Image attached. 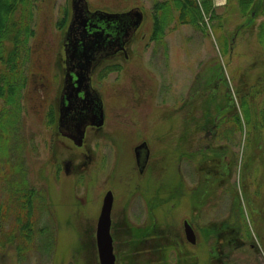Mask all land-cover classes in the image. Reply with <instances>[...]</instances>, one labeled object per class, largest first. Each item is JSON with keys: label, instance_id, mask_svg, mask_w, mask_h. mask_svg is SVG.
I'll return each mask as SVG.
<instances>
[{"label": "rangeland", "instance_id": "374dc122", "mask_svg": "<svg viewBox=\"0 0 264 264\" xmlns=\"http://www.w3.org/2000/svg\"><path fill=\"white\" fill-rule=\"evenodd\" d=\"M88 1L92 7L109 10L139 7L142 27L133 36L130 60L114 59L110 63L119 69L96 75L106 127L100 136L90 133L85 146L76 149L57 127L71 0H33L34 33L21 49L24 54L29 50L18 118L22 148L14 147L16 155L8 156L22 160L19 172L29 188L46 193L42 218L46 226L52 223L56 242L51 251L34 248L20 258L16 247L5 243L14 233L15 214L5 215L0 217V264H100L96 231L108 190L116 201L120 264L129 242L120 231L124 218L134 230L143 222L148 225V204L143 201L157 200V194V225L163 233L161 246L167 247L166 264H178L183 249L192 264H264V39L260 36L264 8L243 10L239 0H222L225 5L212 14L202 11L196 27L182 24L171 3L163 34L153 40L155 13L159 14L155 5L172 0ZM1 52L0 71L6 56ZM175 98L179 131V121L188 113L185 104L193 110L191 155L186 145L174 149ZM2 106L0 101V110ZM143 140L151 158L140 174L134 147ZM221 147L231 164L222 168L225 185L217 188L211 178H219ZM68 160L72 165L66 174ZM206 176L211 178L204 185ZM5 201L1 198L0 205ZM230 218L243 235L222 244L212 228L222 222L232 225ZM185 221L199 231L195 245L185 238ZM207 226L215 230L210 239L203 232ZM134 257L135 264L156 263L153 255Z\"/></svg>", "mask_w": 264, "mask_h": 264}, {"label": "trees", "instance_id": "16d2710c", "mask_svg": "<svg viewBox=\"0 0 264 264\" xmlns=\"http://www.w3.org/2000/svg\"><path fill=\"white\" fill-rule=\"evenodd\" d=\"M171 3L179 12L178 20L182 24H191L196 27L200 26L202 11L207 14L215 11L211 0H200V2L198 0H172L157 3L155 12L159 14L155 13L153 40H159L163 34V25L168 19ZM239 3L243 10L264 8L263 0H239ZM32 5L33 0H0V49L3 55H6L1 69L3 73H0V101L3 102L0 110V190L2 193L0 199H6V201L0 205V217L15 214L16 225L12 226L14 233L10 238L6 237L5 243L16 247L18 256L22 259L26 257L25 251L34 248L51 251L56 242L52 223L48 221L46 226L42 218V212L47 208L46 193L38 192L33 187L29 188L20 173L23 168L22 160L18 157L19 159L12 161L11 156H8L9 154L16 155L12 150L14 147L17 151L20 147L22 148L18 118L21 113L20 98L25 80L23 63L28 60L29 50H26L24 54L21 49L22 44L27 43L28 37L34 33L31 26L33 22ZM260 12L264 13V11ZM260 36L264 39V22L260 25ZM13 139H16L14 146ZM25 147H28L27 143ZM1 225L2 222H0V227Z\"/></svg>", "mask_w": 264, "mask_h": 264}, {"label": "flooded vegetation", "instance_id": "af4514ba", "mask_svg": "<svg viewBox=\"0 0 264 264\" xmlns=\"http://www.w3.org/2000/svg\"><path fill=\"white\" fill-rule=\"evenodd\" d=\"M86 1H87V9H88V11H91V12L103 11V12H107L110 14H124L128 11H139L140 10L139 7H134V8L127 9V10H109L107 8H102V7H92L90 5L89 1L88 0H86ZM135 18H136L135 15H131L128 18L123 16V15L114 16V17L101 16V15L92 16L89 19L86 26H84V27H82L81 25L77 26L72 40L75 41V39H79V41L73 42L72 46L67 47L68 48L67 50L69 51L70 57H72L73 54L75 57V62H73V64L70 66L71 69H74V71L72 72L73 80L71 81L70 89L67 90V92L64 94L63 98L61 99V96L63 93V88H64V83H63V88H62V91L60 94L59 107L61 105V102L64 105H69L71 101H75L76 99L78 100V103H80V106L82 108L89 107L88 109L85 110V112H90L92 110V108L94 107V106L91 107L89 104V102L91 101V98H88L86 96L87 92L83 88L78 89L79 86L76 83V81L78 79V77L76 76V72L78 70H80L79 68H81L80 63L85 62L83 59L79 58L77 55H79L80 53L83 52L84 41L89 40V41L93 42V40H94V42H95V58L96 59L94 62V69H93L92 74H91V85H92V88L94 90L93 96L94 97L97 96L103 101V110H104L103 125H101V126L88 125L86 127V130H85V135L83 138L82 145L78 146L71 138H68V137L60 134V136L63 139L67 140L69 143H72L76 149H82L85 146L86 140H87L88 136L90 135V133H94V135H96V136H100L104 133V129L106 127L105 102H104V99H103L101 93L99 92L98 88L95 85L96 84L95 77L98 74H100L99 76L102 77V76H105L108 71H112L114 69H119V67L117 68V67H115V65H113V63L112 64L110 63L114 59L123 58L125 61L130 60V46H131V43L133 40V36L139 31V29L142 27V24L136 29V31L132 35L131 39H129L125 44L121 45V41L124 39L123 37L126 34L127 26L132 25ZM96 35H98L100 37H98ZM67 38H68V34L66 35V38H65L64 51L66 49L65 46L68 42ZM66 61L67 60H66V52H65V75H66V71H67ZM64 79H65V76H64ZM171 106L173 107L174 112H175V113L173 112L172 117L173 116L176 117L177 113L175 110H176V108H178L176 98L173 99V105H171ZM185 107H187V112H188L186 114V118L179 121L182 132L179 131V128L177 126V123H178L177 117L175 120V124L173 126L171 125V128L175 127V131L173 134V136L175 138V141L173 140L174 149H181L182 146L186 145V150L191 155V153L188 151V149H189V147H191V144L193 142V136L191 134V128H192V124H193L191 113L193 112V110H192V107H189V109H188V103L185 104ZM58 111H59V109H58ZM207 126H208V121H206L205 130L208 128ZM209 133H211V132H209ZM184 143H186V144H184ZM143 144H146V146H144L142 149H140L138 151L137 148ZM175 144L177 146H175ZM220 150L218 152V159H220L219 160V172H220L219 178L218 177L211 178L210 176H206L204 185H207V181L210 178L217 181V188L225 185L224 182L222 181V175H223V169L222 168H224V166L230 167L231 159H230V155H227L226 152L222 149V147ZM134 155H135V159H136V164L138 166V171L140 174H143L144 171L146 170L148 163H149V160L151 158V150H150L146 141L143 140L138 145H136L134 147ZM227 158L230 159L229 162L225 161ZM225 163H226V165H225ZM64 165H65L64 166L65 167V173L69 174L72 163L70 162V160H68V161H66V163ZM234 177H235V170L232 172V179ZM216 178H218V179H216ZM205 187L206 186H203V189ZM215 191H216V189H215ZM155 197H156V195H155ZM146 201L148 204L147 220H149L148 222H150L148 225H144L146 222H143V224H142L143 226H141L140 228L137 227V229L134 230L130 225H128V227L126 226V224H128L127 217L124 218L125 220L121 224V230L120 231L123 233V236L129 237L128 241L130 242V243L127 242V248H124L123 252H122L123 257H124L122 259L123 264H128V263L135 264L137 262V257L135 258L134 256H138V255H142V256L143 255H153L156 259V263H154V264H166V262L168 261V258L166 255V251H167L166 248L167 247L163 248L161 246V243H162L161 242V234L163 236V233H161V230L159 229V227L157 225L156 209L158 210L160 207V204H159L160 201L158 200V194H157V200H154V201H152L151 199L145 200V201H143L144 205H145ZM115 208H116V201H115V197H114V203H113V208H112V213H111V219H112L111 234L113 237L114 253L116 256V264H120V263H122L121 257H120V254L117 253L116 247H115V240H116V236H115L116 229H114L115 228L114 227V220H115V212L114 211H115ZM230 221L232 222V225L230 223H227V222L226 223L222 222L220 227L212 228V229H216V234L221 236L219 241H222V244H225V241L229 240L228 238H230L229 242L234 241L237 238V236L238 237L240 236V238H241V234H242L241 228H239V226L234 222V220L232 218H230ZM140 222L142 223V221H140ZM185 222H187L191 226V228L193 229V233H194L195 238H196L195 243L190 242L186 237ZM185 222H184L185 238L189 244L195 245V244H197V240L199 237V231L197 230L196 227L192 226L193 225L192 222H190L192 225L188 221H185ZM123 228H127V229H123ZM203 232L205 233V236L207 237L206 239H210L211 238V232H215V230H211L210 226H207V227H205V229H203ZM235 235H236V237H235ZM227 236H229V237H227ZM132 237H134V238H132ZM170 244L173 245L172 243H170ZM142 245H143V247H142ZM185 251H186V249L185 250L183 249L182 251L178 252L179 253L178 260H177L178 264H192L191 261L189 260V257H187V255L185 254Z\"/></svg>", "mask_w": 264, "mask_h": 264}, {"label": "water", "instance_id": "95a60500", "mask_svg": "<svg viewBox=\"0 0 264 264\" xmlns=\"http://www.w3.org/2000/svg\"><path fill=\"white\" fill-rule=\"evenodd\" d=\"M71 5L72 17L67 30L68 42L65 46L67 71L64 79V88L61 99L63 98L67 90L70 89L71 81L73 80L72 72L74 71V69H71L70 66L73 64V62H75V57L74 54L72 57H70L67 47L72 46L73 42L79 41V39H75V41L72 40L74 32L78 25H81L82 27L86 26L89 19L95 15L108 17L123 15L127 18L131 15H135L136 18L134 19L132 25H128L126 28V34L123 37L124 39L121 41V45H123L129 39H131L132 35L136 31V29L141 25L143 20V13L141 11H128L124 14H110L103 11L91 12L87 9L86 0H71ZM77 56L83 59L85 62L80 63L81 68H79L80 70L76 72V76L78 77L76 83L79 86L78 89L83 88L87 92L86 96L88 98H91L89 104L91 107H94L90 112H85V110L89 107L82 108L80 106V103H78L77 99L75 101H71L69 105H64L61 102V105L59 107L58 131L63 136L71 138L78 146H80L83 143L85 130L88 125H103L104 110L103 101L99 97L93 96L94 90L91 85V74L94 69V62L96 59L94 40L93 42L89 40L84 41V50ZM144 146H146V144L139 146L137 150L139 151ZM113 202V192L108 191L103 199V204L98 218L96 231V242L100 264H116L113 237L111 234V213L113 208ZM185 234L190 242H196L193 229L187 222H185Z\"/></svg>", "mask_w": 264, "mask_h": 264}, {"label": "crops", "instance_id": "0c3cea01", "mask_svg": "<svg viewBox=\"0 0 264 264\" xmlns=\"http://www.w3.org/2000/svg\"><path fill=\"white\" fill-rule=\"evenodd\" d=\"M213 3H214V6L216 7V11H217V8H219V7H222V6H224V5H220V6H218V4H222L223 3V1L222 0H211Z\"/></svg>", "mask_w": 264, "mask_h": 264}]
</instances>
